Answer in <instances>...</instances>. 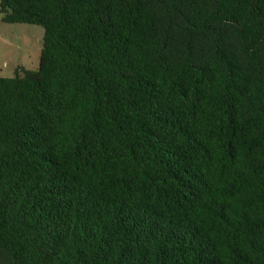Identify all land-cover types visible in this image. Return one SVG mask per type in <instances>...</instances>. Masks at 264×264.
<instances>
[{"label":"trees","instance_id":"trees-1","mask_svg":"<svg viewBox=\"0 0 264 264\" xmlns=\"http://www.w3.org/2000/svg\"><path fill=\"white\" fill-rule=\"evenodd\" d=\"M44 30L0 77V264H264V0H0Z\"/></svg>","mask_w":264,"mask_h":264},{"label":"rangeland","instance_id":"rangeland-1","mask_svg":"<svg viewBox=\"0 0 264 264\" xmlns=\"http://www.w3.org/2000/svg\"><path fill=\"white\" fill-rule=\"evenodd\" d=\"M43 33L41 26L4 23L0 15V77H12L18 67L37 69Z\"/></svg>","mask_w":264,"mask_h":264}]
</instances>
